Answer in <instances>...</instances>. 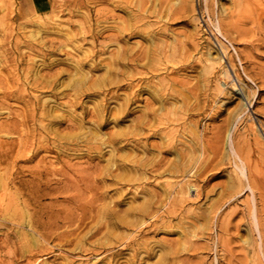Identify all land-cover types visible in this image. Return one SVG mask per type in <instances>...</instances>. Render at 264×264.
<instances>
[{"label": "rangeland", "instance_id": "374dc122", "mask_svg": "<svg viewBox=\"0 0 264 264\" xmlns=\"http://www.w3.org/2000/svg\"><path fill=\"white\" fill-rule=\"evenodd\" d=\"M125 27H134L132 30L133 33L130 30L125 35L120 33L121 29ZM135 28L137 29L135 30ZM92 31L98 32L97 38L92 37ZM148 32L151 34L148 35ZM114 33L121 34V36L124 37L121 39L108 37L110 35H115ZM84 34L86 35V39L83 37ZM126 36H128V38ZM118 40L119 42H117ZM124 41H126V43ZM53 42L56 43L57 47H60L56 52H52L51 45ZM124 43L128 46L125 47ZM150 47L158 52L155 53ZM158 47L160 49L156 50ZM119 48L120 52L118 50ZM141 50H152L155 54L154 56L151 51V56H154L153 59L160 55L162 58L165 56L166 58L164 57L162 60H165L166 64H169L162 65L156 63L154 61L155 59L152 61L146 59L139 64L130 62V59H123V61L117 65L119 74H117L116 77L117 79L127 80L126 78L128 76H133V72L135 73L137 70L144 71L146 80L139 81L136 76H134L135 79L133 77V84L143 82L142 84L146 85V82L151 79L157 82L158 88L161 87L160 82L166 77V79L169 77H176L183 80L200 76V74L205 71L203 69L209 64L206 59L209 58L208 52L212 50L210 56L215 58V68L212 74V92L213 95L217 94L216 102L213 103L215 107L212 110L210 109L213 112H211L213 118L208 119L207 117L210 110L204 111L201 114L186 115L185 119L182 118L179 123L176 122L175 129L177 130H175L176 133L174 132L173 135L176 136L178 142L181 141L180 139H184L182 132L183 122H185V120L188 123L196 120L200 121L201 129L208 125L219 126L222 124L226 126L225 129L230 127L231 137L234 135L233 137L236 144H238L237 147H239L240 155L233 153V150L229 147L230 145H228V147L224 145L216 159L218 169L215 171L217 174L210 177L207 183L205 177H201L197 181L198 184L203 186L205 193L209 192V195H211L212 198L214 197V201L211 202L213 199H208L206 195L198 201L199 198L197 199L195 191H192V196H190L189 200L186 202V206L183 210L184 212L181 213L182 215H180L179 218L172 219L171 224L173 225V230L170 226L167 229L164 228L165 231L163 229L158 232L148 231L143 233L145 235L144 237L141 235L142 232L138 227L123 228L120 226H112V228L109 229L110 227L106 225L108 221L104 218L102 213V232L90 240L100 238L102 242H104L108 237L117 248L119 243L116 242L120 239L119 237L123 235L134 237L138 235L137 238L145 239L149 236L151 237L152 233H154L153 237H151L152 239L149 237V241H151V245L155 247L157 254H154V256L149 259L151 264H154V262L158 260L157 258H159L164 250L169 249L168 247L163 249L161 247V242L168 241L169 243L174 242V244H176L178 241L176 242L175 239H179L180 243H177L178 246L183 244L181 246V253H183L177 258L178 264H183V262L186 261H198V259H201L198 262L204 259L207 264H258L259 257L264 260V253L262 252L263 249L261 246L260 250H257V245L254 243L255 239L253 238H258L260 245L261 236L257 230L253 231L251 226L255 221H260L264 224V0H0V95L4 91L21 93L28 98L29 96L35 97L37 94L38 100L41 101L40 103H45L48 108H52V106L56 107V105H66L67 97L55 98L51 95V92L34 90L31 88L30 82L39 75L62 70L67 67L66 65L71 63L73 59L80 56L82 57L86 53L97 54L98 61H102L103 59L104 62H108L114 55L116 56L118 52L122 54L123 51H129L126 55V57H128L130 54L136 52L142 53ZM30 64H34L36 67L33 73L26 72V68ZM165 66H168L169 69L165 68ZM86 69L88 70V68ZM104 69L105 68L94 70L91 74L95 78L103 77L106 73V69ZM219 77H221V79ZM69 79L70 75L68 72L60 76V80L65 83H67ZM173 87L181 88L179 85L175 84H173L172 88ZM62 88H65L64 85ZM129 89L131 90L130 87L126 89L123 88V90L119 89L117 91L119 94L118 97H110L109 95L105 97L103 93L100 96L93 95L84 97L83 102L90 108H94L97 101H102L104 104L108 102L107 107L116 110L120 108L126 96L131 94L132 90L130 91ZM220 89H223V93ZM148 94V92H143L141 94L144 101L132 105V107H135V112L130 116L118 123L111 120L105 126L101 127L102 144H99L97 150L89 148L84 142L81 143V145L65 142V140H62V142H50L48 144L45 142V145L38 148L39 154L32 161H21V164L30 166L31 168L37 165L41 159L46 158L48 161L52 160L54 162V169H59L63 165L84 163L90 157L94 159V166L88 168L86 173H89L88 175L100 177L101 180L99 184L102 185L101 189L97 190L84 186L80 190H68L67 193H51L42 199L43 203L53 206L57 211L59 210L60 213L58 218H62L71 213L72 216L81 213L83 209H77L74 205L80 202L81 204H88V202L94 201L97 193L98 196L99 193H102L101 200L95 201L97 208H102L103 211L106 207L104 204L105 200H107V204L111 202L110 204L114 205V201L119 199L122 202L117 206L118 208H116L118 211L124 210L126 212V210H129L128 207H131L130 204L139 205L140 202L150 201L152 199L150 192H155V190L157 192L162 191L166 189L167 185V188L178 190L181 187V183L183 182L182 185L185 183L186 179L179 173H166V175L164 174L165 176H156L155 179V175L151 174L150 171L146 172L144 170L143 172L145 173H143L141 171L142 169H138L134 166L132 160L138 157L146 160H153L159 159L160 156L165 155L164 157L168 158L169 163L177 164L182 162L180 156L176 153L163 154L160 153L157 148L155 149L149 146L143 147L134 141V137H132V133L130 132L136 129L135 118L142 113V109L146 104L145 100L149 99L150 96ZM6 102L14 111H22L25 107L21 99H18L16 96H13ZM182 105L183 97L180 96L178 99L169 102L165 106V109L159 110L160 115H164L163 117H173V113H176V110L179 112L181 111ZM7 111L8 109L0 110V121L8 120ZM81 111V107L76 109L78 113H81ZM232 111L236 112L234 117H230ZM90 118L91 117L88 116L87 119H85L86 127L84 130L87 132L94 130L93 123L89 121ZM111 118L112 116H110V119ZM227 118H229V120H227ZM225 122L228 124H224ZM44 123L48 124V121L46 120L43 123L38 121L35 126L38 136H40V130L43 131L41 135L42 140L47 137V128L42 126ZM66 126V122L54 125L52 135L55 134L54 131L62 135L68 134L71 130L66 128ZM160 126H162V128L164 127V125ZM123 130L129 133L130 139H124L120 143L115 144L108 141L109 135ZM164 135L165 134H161L160 132L149 139L143 138L142 142L143 144L148 143L149 145L152 143H162L166 140L165 138H168ZM177 137L182 138L178 139ZM94 141L97 140L94 139ZM180 144V147L184 146L182 141ZM37 145L38 143L34 145L30 144L29 147L32 148L35 146V148H37ZM26 152L27 151H25V153ZM137 152L139 153L138 155H136ZM142 152H144V155H141L143 154ZM132 155V160L128 159V157ZM172 156H174V158ZM122 157H125V159ZM116 161H118V163ZM121 161H125V163L120 164L122 163ZM128 169H131L130 172H128ZM244 170L246 172V177L243 175ZM128 173H132V175ZM61 174L62 173H49L44 176L43 181L47 182L51 177L53 179L57 177L53 181L63 178V180L65 179V184V181H68V179H66V177L64 178V174ZM70 174L71 177L75 178L80 175L74 172ZM247 175L258 179L260 184L257 183L256 187L254 186V189H252L248 185ZM28 176L31 178L30 175H27L26 178H28ZM120 184L121 188H119ZM101 190L102 192H100ZM209 190L212 192L210 193ZM66 194L81 197L80 202H76L72 205V203L64 199V197L66 198L67 196ZM110 197L111 201L109 202ZM222 197L225 198L222 200ZM225 199L227 203L223 207L221 215H215L216 213L213 212L211 215L215 214L213 217L209 218L210 222L203 217H199L200 221L198 222L197 218L195 219L191 214L192 210H194V208L197 209L200 204V206H202V212H207L206 207L212 206L215 200L220 202ZM193 200L196 204L192 202ZM1 204L2 199L0 198V207ZM33 207L34 205H31L32 209ZM187 209H189L190 216L187 214ZM197 210L200 212V208ZM86 211L89 212V208H87ZM97 213L98 209L94 215H97ZM122 213L124 212L122 211ZM96 218L98 219V217H95V219ZM186 218L188 220H186ZM136 219L141 220V217L138 216ZM149 220L150 219H148V221ZM168 220V218L162 219V221ZM87 221L90 225L87 226L88 228H84L83 231L85 233L90 229L94 231L96 228L92 226L94 225V217L91 213L88 214ZM195 221L197 222L196 224H198L197 228H194V226H196ZM2 224V220L0 219V264H27V253L26 255H22V250L20 248L16 247L15 251L14 247H10V243L7 242L5 235L8 232L6 230L7 227L5 224L1 226ZM188 225L191 227L193 226V229L196 230H192ZM222 225H226L224 226L225 229ZM169 228H171V230ZM182 228L187 229H184L183 232ZM188 229L192 232L190 233ZM194 231H197L195 237L193 236ZM84 232L82 234H85ZM262 233H264V227ZM187 234L192 235L188 237ZM182 237H186L192 242L190 243L189 240H187L188 242L186 244H189L188 247L195 244L196 247L202 248L198 251L196 250L197 252L193 249L189 251L187 245H185L186 240L185 238L182 239ZM248 237H250V242L247 240ZM15 238L16 237L13 236L12 240L14 242L17 240L15 244L20 245V241L17 238L15 240ZM57 242V240H53L51 244L53 245ZM51 244H48V246L52 247ZM203 245L206 248H203ZM64 251L56 249L55 251L43 254L41 257L43 261H49V264H60V256L68 254L67 251ZM127 252L129 253L130 250ZM185 252H187L188 255L187 253L184 255ZM191 254L197 255L189 256ZM182 255H184V258ZM182 259L185 260L183 262L179 261ZM121 260L124 261L125 258H120V261ZM43 261L41 260V262ZM96 262L97 261H93L94 264H96ZM106 262L107 261H102V264H106ZM112 263H115V261H112ZM122 264H124V262H122Z\"/></svg>", "mask_w": 264, "mask_h": 264}, {"label": "bare ground", "instance_id": "6f19581e", "mask_svg": "<svg viewBox=\"0 0 264 264\" xmlns=\"http://www.w3.org/2000/svg\"><path fill=\"white\" fill-rule=\"evenodd\" d=\"M133 29L134 27H125L121 29L120 33L125 35L128 33L129 30L132 32ZM136 29L137 28H135V30ZM147 34L150 35L151 33L148 32ZM91 35L92 37L97 38L98 32L92 31ZM83 37L84 39H86L85 34L83 35ZM108 37H111V38L114 37L115 39H121L124 36H121V34L117 33L115 35H110ZM126 37L128 38V36ZM117 42H119V40ZM124 42L126 43V41ZM51 46H52V52H56L60 49V47H57L56 43L54 42ZM127 46L125 45V47ZM159 49H160L159 47L156 48V50H159ZM118 50L120 52V48ZM154 50L155 49H153V51ZM130 51H133V50H130ZM151 51L152 50L142 51V53L136 52V53L130 54V56L128 57H126V55L129 51L128 52L123 51L122 53L123 56L121 53L118 52V54L115 53L116 56L115 55L114 57L111 56L112 58L108 62H104L103 59L102 61L100 60L98 61L97 54L95 55L91 53H86L82 57L80 56L78 58L73 59L72 62L68 63L66 65L67 67L63 68L62 70L56 71V72H48L46 74L39 75L38 77H35L32 82H30L31 88L34 90L51 92V95L54 96L55 98L67 97L68 99H67L66 105L62 104L61 106L56 105V107L52 106V108H48V106L45 103H42V104L40 103L41 101L38 100L37 94L35 97L29 96L28 98L24 94H21V93H13V92L11 93L7 91H4L3 93H1L0 110L8 109L7 111L8 120L0 121V193H1L0 198L2 199V204L0 207V219L2 220V223L5 224L7 227L6 230L8 232L6 234L4 233L6 235L7 242L10 243V247L15 248V251H16V247L20 248L22 250V255H26L27 253V260H28L27 264H49L50 262L45 261V260L43 261L41 256L47 252L49 253V252L55 251L56 249H60L61 251L65 250L68 253L67 255L60 256V264H94L93 261H97L96 264H102V261L103 262L107 261L106 264H116V263L122 264V262H124V264H151L149 262V259H151L154 256V254L156 255L157 252H156L155 247L151 245V241H149L150 236L149 237L147 236L148 238H145V239H140V238H137L138 235L137 237L130 236V235L129 236L123 235L119 237L120 239L116 242V243H119L117 248L112 244V241L108 237L104 240V242H102V239L100 238L90 240L91 238H95V236H97L98 234L102 232V217L104 216V218L107 219L108 222L106 223V225L110 227L109 229H111L112 226L114 227L120 226L123 228L124 227L125 228L138 227L140 231L142 232L141 235L144 237H145V235L143 234L144 232H148V231L158 232L159 230H162V229L164 230V228L167 229L170 226L172 228L173 226L171 224L172 219L177 218V217L179 218V216L182 215L181 213L184 212L183 210L186 206L185 205L186 202L189 200L190 196H192L191 194L192 191H195V195L197 199L199 198L198 201H200V199L204 197L205 195L207 196L208 199L212 198L211 195H209V192L205 193L203 186L198 184L197 181L201 177H205V181L207 183L210 177L215 176L217 174L215 171L216 169H218L217 168L218 164L216 165V159L219 156V153L221 149L224 147V145L225 147H228V145H230L229 147L233 150V153L240 155L239 147H237L238 144H236V141L233 137L234 135L231 137L230 127L225 129L226 126L222 124L219 126L208 125L207 127L204 126L205 128L201 129L202 127H201L200 121L196 120V121H192L188 123L185 120V122H183V132H182V136L184 137V139L182 137H180L182 139L177 137L183 142L184 146H181V147L179 146L181 141L178 142V140H176V136L173 135L175 130H177L175 129L176 122L179 123L182 118L185 119L186 115L201 114L204 111H207L210 109L212 110L215 107L213 103L216 102L217 94L213 95V92H212V80H213L212 74L214 73V68H215V62H214L215 58L210 56L211 55L210 53L212 50L208 52L209 58H207L206 60H208L207 62L209 64L206 65L205 69H203L205 70L204 73L194 78L180 80L179 78L168 76L169 77L168 79H166L167 77L163 78V80L160 82V85H161L160 88L157 87V82L151 79L149 81L147 80L148 82H146V85H143L142 84L143 82L142 83L137 82L136 84H133L134 76H136V78L139 81L146 80L144 76L145 72L140 71V70H137L135 73L133 72V76L132 77L128 76L126 78L127 80L117 79L116 75L119 74L117 70L118 69L117 65L121 63L123 59H130L129 60L130 62L138 63V64L141 61L146 60V59L150 61L155 59L154 61L156 63L162 64V65L169 64V63L166 64V61L162 60L165 56L162 58L160 54H159L160 56L156 55L157 57L153 59V57L155 56L154 52L156 53L158 51H154V52L152 51L153 52L152 54L154 55L153 57L151 56ZM162 52H166V51H162ZM217 57H218V54H217ZM190 66L194 67L193 65H190ZM86 68H88V70ZM102 68L106 69V73L103 77L95 78L94 76H92L91 74L92 71L97 70V69H102ZM165 68L169 69L168 66H165ZM35 70H36V67L34 64H30L26 68L27 73H33ZM66 72H68L70 75V79L67 83L60 80V76L64 75V73ZM219 78L221 79V77ZM216 80L219 81L218 79ZM173 84L179 85L181 88L179 87L172 88ZM63 85L65 87L64 89L62 88ZM129 87L132 90L131 94L129 96H126V99L124 101L122 100L123 102L121 103L120 108L116 110H112L108 108L107 107L108 102L104 104L102 103V101L100 102L97 101L96 105L94 104L95 105L94 108H90L86 106V104H84L83 102L84 97L93 96V95L100 96L103 93L105 94V97L108 95L110 97H118L119 94L117 93V91L119 89L123 90V88L126 89ZM220 90L223 93V89H220ZM143 92H148L149 93L148 95L150 96H149V99L145 100L146 104L144 108L142 109V113H140V115L136 116L135 118L136 129L131 130L130 132L132 133V137H134V141H136V143L142 145L143 147L149 146L151 148H155V149L157 148V150L163 154L164 153H168V154L176 153L177 155L180 156L182 162L177 163V164L171 163V162L169 163L168 158L164 157L165 155L160 156V158L158 157L159 159H153V160H149V159L146 160V159L139 158V157L137 159L132 160L133 155L131 157L129 156L130 158L128 157V159H131L134 163V166H136L138 169H142L141 170L142 172L144 170L146 172L150 171L151 174L155 175V179H156V176L158 177L160 175H164V174L166 175V173H179L186 179L185 183L182 185L183 183L182 182L181 187L180 188L178 187L179 188L178 190L167 188L168 187L167 185L166 189H163L162 191L157 192L155 190V192H150V196L152 198L150 201L143 202V203L140 202L139 205L133 202L136 205L130 204L131 207L130 206L128 207L129 210H126V212L122 210L124 213H122V211H118L117 209L118 208L117 206L122 201L118 199L117 201H114V205H111L110 204L111 197L109 200L110 202L109 204H107L108 202L106 203L107 200H105L104 204L106 205V207L103 209V211H102V208H99V207L97 208V206L95 205L96 204L95 201L96 200L98 201L101 198L102 193H99V196L97 195L98 194L97 193L94 201L88 202V204L87 203L81 204L80 202L81 197L79 196H71V195L66 194L67 196L66 198L64 197V199L72 203V205H74V203L76 202H80L79 204H76L74 206L77 209H83V210L81 213L75 216H72L71 215L72 213H71L62 218H58L59 213H60L59 210L57 211V209L54 208L53 206L51 205L49 206L43 203L42 199L46 195L51 194V193H56V192L67 193L68 190H71V189L80 190L84 186L90 187L92 189H97V190L101 189L102 185L99 184L101 180L100 177L94 176V175H88L89 173L88 174L86 173V170L88 168H91L94 166L93 164L94 159L90 157L84 163L73 164V165L72 164L63 165L59 169H54L53 168L54 162L52 160L48 161L46 158L41 159L37 165L31 168L30 166L21 164V161H32L39 154L38 148L45 145V142L48 144L50 142H56V141L62 142V140H65V142H70L72 144L75 143V144H80V145L81 143L84 142L85 145H87L89 148H94L97 150L99 148V144H102L101 127L105 126L111 120H114L115 122L118 123L121 120H124L126 117L130 116L133 112H135V107H132V105L134 103H137V102L141 103L142 101H144L143 100L144 98H142L143 96H141ZM13 96H16L18 99H21V101L25 104V107L23 108V110L21 109L22 111H18V110L14 111L11 107L8 106L6 101L12 98ZM180 96L183 97V105L181 106L180 112L176 110L175 111L176 113H173L174 115L173 117L171 116L163 117L164 115L163 116L160 115L159 110L165 109L166 108L165 106L169 102H172V100L174 99H178ZM79 107L82 108L81 113L76 112V109ZM211 110L208 116L206 115L208 119L213 118V116L211 115V112H212ZM235 113L236 112L232 111L230 117H234ZM88 116L91 117L89 121L93 123V127H94V130H92L91 132H87L84 130L86 127L85 119H87ZM110 116H112L111 119H110ZM46 120L48 121V124L44 123L42 124V126L44 128H47L46 129L47 137L42 140L41 135L43 131L40 130V133H39L40 136H38V133L36 132L37 128L35 126L38 121L39 122L41 121L43 123ZM227 120H229V118H227ZM65 122L67 123L66 128L70 129L72 132L70 131L68 134L62 135L54 131L55 134L52 135L53 133L52 129L54 128L53 126L57 124L65 123ZM226 123L227 122H225L224 124ZM160 125H164V127L162 128V126ZM160 132L161 134H165L164 136L168 137V138H165L166 140L164 142L152 143L150 145L148 143L143 144L142 142L143 138L149 139L150 137H153L159 134ZM128 134L129 133L124 130L112 133L111 135L108 136L109 137L108 141L113 144L120 143L124 139H130V136ZM94 139H96L97 141H94ZM37 143H38L37 148H35L36 145L32 148L29 147L30 144L34 145ZM142 146L140 147L143 148ZM71 148L75 149L74 147H71ZM25 151L27 152L25 153ZM142 153L143 154L141 155H144V152ZM138 154L139 153L137 152L136 155ZM125 157H122V158L125 159ZM172 157L174 158V156ZM118 161L116 162L118 163ZM25 163H28V162H25ZM124 163L125 161H123L120 164H124ZM129 164H132V163H129ZM244 165H247V164H244ZM243 169H244V166H243ZM130 170L128 172H130ZM71 172H74L80 175H78L76 178L71 177V174H70ZM49 173H52V174L62 173L64 174L63 175L64 178L66 177L68 181L66 180L65 184H64L65 179L63 180V178H59L56 181H53L57 177L55 179L51 177L50 180L47 179L48 180L47 182L43 181L44 176ZM128 174L132 175V173H128ZM27 175H30L31 178H29V176H28L29 179L26 178ZM243 175L246 177L245 170L243 171ZM250 177L251 176L247 175L248 185L252 189H254V186L256 187L257 183L258 184L260 183L258 182L259 181L258 179L254 177H251V178ZM119 188H121V184ZM209 191L210 193L212 192L211 190ZM100 192H102V190ZM224 198L225 197H222V200ZM212 199H211L212 200L211 202L214 201V197ZM192 202L194 203V200ZM218 202L215 200L212 206L210 207L205 206L207 212H202L201 210L202 206H200L201 205L200 204L199 207H197V209L200 208V212L194 208L195 211L192 210L191 214L192 216L195 217V219L197 218L198 222L200 221L201 217L209 220V218L213 217L215 213H216L215 215L219 216L221 215V211H223L222 209L227 203V200L225 199L224 201H220L219 203ZM194 204H196V202ZM31 205H34L33 209L31 208ZM87 208H89V212L86 211ZM97 209H98V213L97 215H94V213L97 212ZM187 210H188L187 214H189L190 216L189 209ZM213 212L215 213L211 215ZM90 213L94 217V225L92 226H94L96 229L94 228L95 229L94 231L90 229L88 232L85 233L83 229L86 228L88 225H90L87 221L88 214ZM102 213H103V216H102ZM119 213L123 215H120ZM138 216L141 217V220L136 219L138 218ZM95 217H98V219L97 218L95 219ZM164 218H168L169 220L162 221V219ZM187 218L186 220L189 219ZM148 219L150 220L148 221ZM214 219H215V216H214ZM190 220H189V223H190ZM196 223L197 222L195 221L196 226L192 224L194 228L195 227L197 228L198 226V224ZM3 224L1 226H3ZM193 226L192 227L189 226V227L192 228V230H196V229H193ZM222 226H219V227H222ZM224 226L223 228L225 229ZM263 227H264V224H262L260 221H255L254 224H252L251 229L253 231L257 230L260 233V236H261L260 245H259L258 238L255 237L253 239H255L254 243H256L257 245V250L258 249L260 250V246H261L263 249L262 252L264 253V236H263L264 233H262ZM171 228L169 229L171 230ZM182 229H183L182 231L184 232V229H187V228H182ZM188 231L190 230L188 229ZM83 232L85 234H82ZM191 232L192 231H190V233ZM193 233H194L193 236L195 237L196 236L195 233H197V231L196 232L194 231ZM153 234L154 233H152V235L150 234L151 237H153ZM191 235L187 234L188 237ZM13 236L16 237L20 241L19 242L20 245L15 244L17 240L15 238L16 241L14 242L12 240ZM184 238L186 240V241L184 240L185 245H187L186 244L188 242L187 240H189L190 242V239L186 237H182V239ZM53 240H57L58 242L52 245L51 243ZM247 240L250 242V237H248ZM175 241L179 242V239L178 240L175 239ZM177 243L174 244V242L169 243L168 241H162L161 247L163 249L165 247H168L169 249L164 250L160 254L159 258H157L158 260L156 259L157 261L154 262V264H175L177 263L178 262L177 258L180 257L179 255L183 253V252L181 253L182 251L181 246L183 244L178 246L180 242L178 244ZM48 244H51L52 247L48 246ZM188 245H187V248L189 249V251L190 249H193L194 251L196 250L198 251L200 248H202V247H196L195 244L189 247ZM204 245H203V248H206ZM128 250H130L129 253L127 252ZM186 253L187 252H185L184 255ZM184 255H182V257ZM195 255L191 254L189 256H195ZM56 258H59V257H56ZM120 258H125V260L120 261ZM41 260L43 262H41ZM184 260L185 259H182L179 261L183 262ZM199 260L201 259H198V261ZM112 261H115V263H112ZM194 261H197V260H194ZM194 261L193 262L186 261V262H183V264H204L206 263L204 259H202V261L200 262L198 261L194 262ZM263 261L264 260H262V258L259 257L258 264H264ZM17 264H24V263H17Z\"/></svg>", "mask_w": 264, "mask_h": 264}]
</instances>
